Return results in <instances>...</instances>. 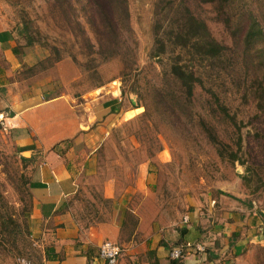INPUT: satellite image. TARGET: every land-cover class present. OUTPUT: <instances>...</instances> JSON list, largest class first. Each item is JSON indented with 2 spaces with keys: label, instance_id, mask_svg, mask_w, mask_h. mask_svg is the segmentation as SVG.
<instances>
[{
  "label": "rangeland",
  "instance_id": "374dc122",
  "mask_svg": "<svg viewBox=\"0 0 264 264\" xmlns=\"http://www.w3.org/2000/svg\"><path fill=\"white\" fill-rule=\"evenodd\" d=\"M184 7L223 46L218 56L193 62L198 83L189 98L178 96L168 75L178 49L165 34ZM253 16L264 29V0H232L222 10L199 0H126L114 36L104 30L93 0H0V28H11L16 50L25 47L29 57L13 70L0 48V264H39L42 256L27 213L23 160L3 123L7 85L24 92L36 84L44 92L118 85L138 114L113 130L103 156L128 168L104 174L125 183L135 178L137 163L148 161L155 204L171 217L219 194L264 206V115L254 100L264 71L263 41L257 33L250 46L242 38ZM155 31L165 36L163 46L155 44ZM208 135L220 143L221 155ZM86 207L84 221L95 214ZM250 260L264 264V245L251 249Z\"/></svg>",
  "mask_w": 264,
  "mask_h": 264
},
{
  "label": "crops",
  "instance_id": "0c3cea01",
  "mask_svg": "<svg viewBox=\"0 0 264 264\" xmlns=\"http://www.w3.org/2000/svg\"><path fill=\"white\" fill-rule=\"evenodd\" d=\"M0 48L13 70L27 60L25 47L15 52L21 61L15 56L11 28H0ZM15 88L6 86L2 118L23 160L28 218L42 242L39 264H104L97 249L105 240L121 248L116 264H252L251 249L264 245L263 205L219 194L171 217L155 204L148 161L137 163L135 178L125 183L112 172L104 174L128 168L103 156L113 130L138 114L118 85L77 91L53 86L49 92L40 84L26 92ZM83 201L95 212L85 221ZM177 246L182 256L169 257Z\"/></svg>",
  "mask_w": 264,
  "mask_h": 264
},
{
  "label": "trees",
  "instance_id": "16d2710c",
  "mask_svg": "<svg viewBox=\"0 0 264 264\" xmlns=\"http://www.w3.org/2000/svg\"><path fill=\"white\" fill-rule=\"evenodd\" d=\"M203 3L214 4L218 10L228 8L232 0H199ZM97 7L104 30L107 33L117 36V21H121V12L125 13L126 0H93ZM257 33L258 38L263 41L260 49L264 51V29H261L253 16L243 34V42L249 44L253 42V35ZM167 38L178 51L172 55L168 63V75L173 78L177 85L178 96L189 98L194 84L198 83V77L192 70L193 62L201 59H209L218 56L223 50V46L217 43L207 30L205 23L195 17L187 7H184L180 15L177 16L174 25H170ZM165 36L158 35L155 31L154 42L163 46ZM28 42H26L27 44ZM16 52V47L13 49ZM161 51H154L152 56H157ZM264 69V68H263ZM264 71L262 70L261 79L255 89V106L264 115ZM215 141L214 136L208 135ZM219 155L221 150L220 143L215 141ZM235 154H230V159L234 160ZM22 159V158H21Z\"/></svg>",
  "mask_w": 264,
  "mask_h": 264
},
{
  "label": "built area",
  "instance_id": "2783aa9c",
  "mask_svg": "<svg viewBox=\"0 0 264 264\" xmlns=\"http://www.w3.org/2000/svg\"><path fill=\"white\" fill-rule=\"evenodd\" d=\"M196 249L202 250V247L199 245L195 246ZM182 246H177L172 248L169 251V257L171 258H180L182 256ZM120 246L113 241H102L97 249V256L103 261L104 264H116L117 258L120 253Z\"/></svg>",
  "mask_w": 264,
  "mask_h": 264
}]
</instances>
